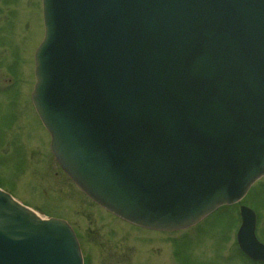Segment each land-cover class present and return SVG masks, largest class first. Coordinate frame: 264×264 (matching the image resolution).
<instances>
[{
	"label": "water",
	"instance_id": "1",
	"mask_svg": "<svg viewBox=\"0 0 264 264\" xmlns=\"http://www.w3.org/2000/svg\"><path fill=\"white\" fill-rule=\"evenodd\" d=\"M41 13L31 102L96 204L174 231L264 176V0H41ZM22 204L0 190V264H82L69 224ZM253 212L240 206L236 242L264 263Z\"/></svg>",
	"mask_w": 264,
	"mask_h": 264
},
{
	"label": "rangeland",
	"instance_id": "2",
	"mask_svg": "<svg viewBox=\"0 0 264 264\" xmlns=\"http://www.w3.org/2000/svg\"><path fill=\"white\" fill-rule=\"evenodd\" d=\"M42 36L41 0H0V187L43 218L65 219L83 264H252L238 251L235 234L239 206L246 205L264 243V176L241 202L170 232L131 226L79 191L52 156L29 98Z\"/></svg>",
	"mask_w": 264,
	"mask_h": 264
}]
</instances>
